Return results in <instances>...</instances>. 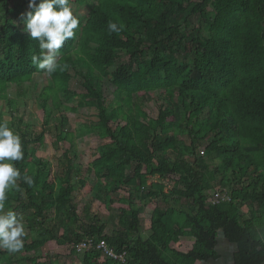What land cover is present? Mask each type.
Segmentation results:
<instances>
[{
	"label": "trees",
	"instance_id": "obj_1",
	"mask_svg": "<svg viewBox=\"0 0 264 264\" xmlns=\"http://www.w3.org/2000/svg\"><path fill=\"white\" fill-rule=\"evenodd\" d=\"M28 3L0 0V109L11 85L23 88L40 71L49 77L39 94L46 126L39 133H30L23 119V128L16 126L13 101L12 121L0 110V121L19 134L24 153L13 162L21 177L18 188L7 190L4 209L24 217L30 232L39 231L17 252L56 240L77 256L76 246L91 241L81 264H201L216 257L222 232L238 245L236 264H262L264 0H70L72 11L74 3L90 10L84 19L73 12L80 24L51 74L31 60L40 49L24 23ZM110 21L122 30L109 32ZM77 77L81 93L71 89ZM107 82L113 100L106 96ZM77 95L73 108L62 101ZM154 100L160 101L156 117L147 105ZM62 106L94 111L95 122L85 128L103 143L87 169L76 164L73 147L55 173L37 156L49 120ZM65 119L58 139L72 140L73 133L62 131ZM88 178L96 179L89 193L117 209L119 229L108 232L87 204H76V188H85ZM212 190L227 191L231 200L211 204ZM142 207L152 212L146 239ZM55 217L66 221L59 230L48 227ZM187 237L194 239L191 249L174 247ZM101 241L124 254L125 263L105 257L96 248ZM20 262L62 264L53 256Z\"/></svg>",
	"mask_w": 264,
	"mask_h": 264
},
{
	"label": "rangeland",
	"instance_id": "obj_2",
	"mask_svg": "<svg viewBox=\"0 0 264 264\" xmlns=\"http://www.w3.org/2000/svg\"><path fill=\"white\" fill-rule=\"evenodd\" d=\"M96 0H89V2H95ZM90 10L88 4H76L73 5V12L79 17L84 19ZM128 58V57H126ZM126 58H124L126 60ZM115 68V67H114ZM113 69V68H112ZM49 83L48 75L40 71L34 76L33 82L26 84L23 88H19L16 85H11L7 91L6 97L1 102V112L7 121H12V116L9 113L11 109L10 100L15 103V124L19 128H23V125L19 123L20 119L28 123V131L30 133H39L46 126L44 125V113L40 106L39 94L43 91L45 85ZM106 96L108 99L113 100V90L114 87L108 82L106 84ZM71 89L75 92L81 93L83 86L81 84V78L77 77L74 79ZM62 101L65 105L70 107H75L79 102V96L76 97H66L62 96ZM160 101L154 100L153 102L147 104L148 108L152 112V116H157L158 105ZM66 118L63 123V132L70 131L73 133L72 140L58 139L60 134L57 127L61 124V117ZM95 122L94 111L88 108H81L77 112L72 110H67L65 106L60 109L55 110L52 117L49 120V126L47 127L48 134L45 139V148L37 152V156L47 159L52 164V172L55 173L59 169L61 162L65 161L64 152L68 148H75L78 158L76 164L80 165L83 169H87L91 162L99 154V147L103 143L102 140L94 132H89L85 128V124H92ZM201 147V149H203ZM130 172V171H129ZM96 183L95 178H88L87 185L85 188H81L78 184L76 191L74 193V200L76 204H87L90 207L91 216H98L102 221L108 224L107 231L119 229V219L117 216V209L108 210L104 203L94 198V193H89L91 188ZM213 192L210 191V194ZM122 195H116L115 197H120ZM7 211V209H4ZM245 211V210H244ZM151 210L147 207H142L141 210V231L142 237L146 239L150 233V218ZM248 214V213H247ZM65 217V216H64ZM22 218L25 235L21 238L24 240L26 237H32L34 239L39 238V231H31L28 229L25 218ZM81 219L85 222L89 221L88 215L82 213ZM65 220H59L58 218H53L48 227H53L55 230H59L61 227L65 226ZM32 233V234H30ZM1 251H7L0 249V264H8L9 260H12L13 264H25L20 262V259L25 256L36 257L40 261L45 260L48 256H53V259L59 260L60 263L64 264H81L82 257L85 252L78 253L79 255H71V246L62 245L56 240L49 241L40 249L36 251L26 253L24 250L21 252L9 253L8 255L1 254ZM104 255V254H103ZM105 256V255H104ZM106 257V256H105Z\"/></svg>",
	"mask_w": 264,
	"mask_h": 264
},
{
	"label": "clouds",
	"instance_id": "obj_3",
	"mask_svg": "<svg viewBox=\"0 0 264 264\" xmlns=\"http://www.w3.org/2000/svg\"><path fill=\"white\" fill-rule=\"evenodd\" d=\"M29 11L24 15V23L30 37L38 42L39 55L31 57L32 63L48 74L55 72L60 65L57 62L59 50L65 42L75 36L80 24L74 16L70 0H29ZM115 22L108 23L109 32H120ZM22 143L7 121H0V249L14 253L23 248L25 228L22 218L13 210L4 211L8 199L7 190L18 188L20 170L14 161L23 159ZM24 181L31 185L33 180L25 175Z\"/></svg>",
	"mask_w": 264,
	"mask_h": 264
},
{
	"label": "crops",
	"instance_id": "obj_4",
	"mask_svg": "<svg viewBox=\"0 0 264 264\" xmlns=\"http://www.w3.org/2000/svg\"><path fill=\"white\" fill-rule=\"evenodd\" d=\"M248 215L247 211H244ZM194 239L187 237L184 238L179 244H174V247L178 248L181 251H188L193 247ZM217 255L215 258L202 261L201 264H234L235 254L238 250V246L227 240L224 237V233H219V240L216 245ZM264 264V262L262 263Z\"/></svg>",
	"mask_w": 264,
	"mask_h": 264
},
{
	"label": "built area",
	"instance_id": "obj_5",
	"mask_svg": "<svg viewBox=\"0 0 264 264\" xmlns=\"http://www.w3.org/2000/svg\"><path fill=\"white\" fill-rule=\"evenodd\" d=\"M231 196L227 191H213L210 196L211 204H218L224 201H230ZM93 248V243L89 242H82L76 246V250L78 253L82 252L83 250L87 251ZM96 248L99 249L105 256L112 257L114 259L120 260L125 262V255L124 254H117L112 248L108 246L105 241H101L96 245Z\"/></svg>",
	"mask_w": 264,
	"mask_h": 264
},
{
	"label": "water",
	"instance_id": "obj_6",
	"mask_svg": "<svg viewBox=\"0 0 264 264\" xmlns=\"http://www.w3.org/2000/svg\"><path fill=\"white\" fill-rule=\"evenodd\" d=\"M236 244V243H235ZM237 245V244H236ZM238 246V245H237ZM234 264H236V261H235V259H234Z\"/></svg>",
	"mask_w": 264,
	"mask_h": 264
},
{
	"label": "bare ground",
	"instance_id": "obj_7",
	"mask_svg": "<svg viewBox=\"0 0 264 264\" xmlns=\"http://www.w3.org/2000/svg\"><path fill=\"white\" fill-rule=\"evenodd\" d=\"M126 258V257H125ZM126 261V260H125ZM125 263V262H124Z\"/></svg>",
	"mask_w": 264,
	"mask_h": 264
}]
</instances>
